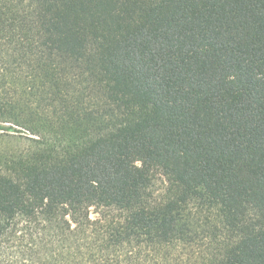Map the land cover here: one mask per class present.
<instances>
[{
  "label": "trees",
  "instance_id": "16d2710c",
  "mask_svg": "<svg viewBox=\"0 0 264 264\" xmlns=\"http://www.w3.org/2000/svg\"><path fill=\"white\" fill-rule=\"evenodd\" d=\"M0 264H264V0H0Z\"/></svg>",
  "mask_w": 264,
  "mask_h": 264
}]
</instances>
